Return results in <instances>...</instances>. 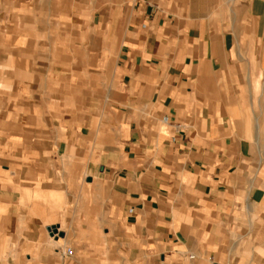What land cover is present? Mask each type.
<instances>
[{"label":"crops","instance_id":"obj_1","mask_svg":"<svg viewBox=\"0 0 264 264\" xmlns=\"http://www.w3.org/2000/svg\"><path fill=\"white\" fill-rule=\"evenodd\" d=\"M0 264H264V0H0Z\"/></svg>","mask_w":264,"mask_h":264},{"label":"water","instance_id":"obj_2","mask_svg":"<svg viewBox=\"0 0 264 264\" xmlns=\"http://www.w3.org/2000/svg\"><path fill=\"white\" fill-rule=\"evenodd\" d=\"M49 231H51L52 233H57V227L56 226H52L49 228ZM60 235H63L62 232L60 233Z\"/></svg>","mask_w":264,"mask_h":264},{"label":"built area","instance_id":"obj_3","mask_svg":"<svg viewBox=\"0 0 264 264\" xmlns=\"http://www.w3.org/2000/svg\"><path fill=\"white\" fill-rule=\"evenodd\" d=\"M68 252L71 254L72 253V250H68Z\"/></svg>","mask_w":264,"mask_h":264}]
</instances>
